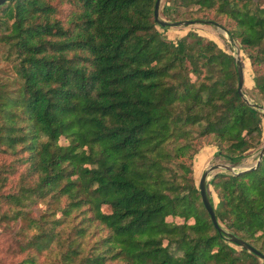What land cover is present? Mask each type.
<instances>
[{
	"label": "trees",
	"instance_id": "trees-1",
	"mask_svg": "<svg viewBox=\"0 0 264 264\" xmlns=\"http://www.w3.org/2000/svg\"><path fill=\"white\" fill-rule=\"evenodd\" d=\"M57 1L0 5L13 70L0 80V222L17 264L35 263L29 251L48 264H264L225 232L264 254V155L210 179L224 231L192 167L204 136L232 165L262 146L234 56L194 31L164 36L155 0ZM194 6L232 20L264 100V0H164L160 11L174 21Z\"/></svg>",
	"mask_w": 264,
	"mask_h": 264
},
{
	"label": "rangeland",
	"instance_id": "rangeland-1",
	"mask_svg": "<svg viewBox=\"0 0 264 264\" xmlns=\"http://www.w3.org/2000/svg\"><path fill=\"white\" fill-rule=\"evenodd\" d=\"M54 2H59L57 0H54ZM164 3V0H161L160 2V9L159 13L160 16L165 18L161 14V7ZM68 4L64 3L62 4L63 9H68ZM195 6L191 7L189 12L187 13L186 18H178L177 20H185V19H191V18H200L197 19L198 21L192 24H179V25H168L167 27H162L159 24H157V28L163 33L164 36L170 38V39H177L180 36L184 35L188 31H194L198 35H201L205 37L206 39H212L217 42V44L224 49L225 51L231 53L233 56H236L237 54L240 55L241 61L243 63V69H244V84H243V91L246 96V98L251 101L255 102L259 105H264V100L262 99L261 95L256 91L254 87V80H253V70L250 65V61L247 57L246 51L247 49L244 48L239 39L235 38L232 39L230 34L227 31V27L232 26V20L229 19L227 16L222 14H217L214 10L207 11V17H204L203 11H195ZM212 19L213 21L211 23L205 22V19ZM166 19V18H165ZM5 47L0 46V80H3L7 75H12L13 70L11 68V63L9 60L5 58ZM261 70H264V66ZM7 78V77H6ZM261 113V120L263 124V137H262V144L264 143V111L262 108H258ZM59 142L61 144H65L68 142V138L65 136H61L59 139ZM213 137L211 135L204 136L200 138L196 145L198 147V151L193 155L192 158V167H193V173L195 182L198 184V180L200 175L204 170H206L210 165L213 164H228L229 166L233 167L234 171H238L240 169L247 168L253 164H255L258 153H259V147L252 148L248 154L237 164L232 165L230 162L226 161L224 158L216 155L217 146L214 143ZM8 159L9 157L3 156L0 158L2 159ZM187 163H189L190 159L187 157L184 158ZM177 170H179L177 168ZM218 172H231V170H228L222 166H218L210 171H208L206 183L208 185V188L214 198V201H217L215 192L213 190L212 185L209 183L210 179ZM40 208H43V205H40ZM34 214L36 212H33ZM170 219V218H169ZM178 220V219H176ZM4 222H0V264H17V261L21 258L22 255H15L11 254L7 250L8 245H12V239H14V234L12 236V229L10 227H6ZM20 224H23L21 220L18 221L17 226ZM16 226V227H17ZM32 231H30L31 233ZM12 236V239H11ZM6 240V242H5ZM234 245V244H233ZM235 247H240L236 246ZM24 255V254H23ZM35 258L34 264H48L49 262L52 263L50 260V257L46 255H39L38 253H34L32 251H29V256H32ZM260 259V258H259ZM260 263H263V261L260 259Z\"/></svg>",
	"mask_w": 264,
	"mask_h": 264
},
{
	"label": "water",
	"instance_id": "water-1",
	"mask_svg": "<svg viewBox=\"0 0 264 264\" xmlns=\"http://www.w3.org/2000/svg\"><path fill=\"white\" fill-rule=\"evenodd\" d=\"M7 0H0V5L3 4L4 2H6ZM160 2L161 0H155L154 3V18L157 24H159L160 26L164 27L167 25H179V24H192L197 22V19H185V20H174V21H170L167 20L163 17L160 16L159 13V9H160ZM205 22L211 23V20H205ZM234 60H235V66H236V71H237V75H238V86H237V90L238 93L243 96L244 98H246L244 91H243V84H244V69H243V63L241 61L240 55L237 54L236 56H234ZM247 99V98H246ZM248 100V99H247ZM254 106H256L257 104L254 103ZM258 108H262L264 111V105H259ZM264 155V143L262 144L259 153H258V157L257 160L255 162V164L244 168V169H240L238 171H234L233 167L229 166L228 164H213L210 165L206 170H204L202 172V174L199 177L198 180V189H199V193L201 196V200L202 203L206 209V211L208 212L213 224L215 225V227H217V229L219 231H224V229L222 228V226H220L217 216L215 214L214 211V207L212 205V203L210 202L208 193H207V183H206V179H207V175H208V171L218 167V166H222L228 170H231L234 173H237L239 171H243V170H247V169H252L254 167H256L258 165V163L260 162L262 156ZM226 234L228 235V238L231 242H233L234 244L240 246L243 249H246L247 251L256 254L263 262H264V254L258 250L257 248H255L252 244H250L248 241L244 240L243 238L231 233V232H227L225 231Z\"/></svg>",
	"mask_w": 264,
	"mask_h": 264
}]
</instances>
